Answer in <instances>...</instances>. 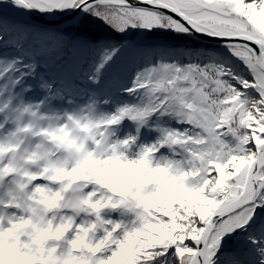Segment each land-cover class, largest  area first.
<instances>
[{
    "label": "snow or ice",
    "instance_id": "obj_1",
    "mask_svg": "<svg viewBox=\"0 0 264 264\" xmlns=\"http://www.w3.org/2000/svg\"><path fill=\"white\" fill-rule=\"evenodd\" d=\"M33 135L139 194L61 239ZM0 177V264H264V0H0Z\"/></svg>",
    "mask_w": 264,
    "mask_h": 264
},
{
    "label": "clouds",
    "instance_id": "obj_2",
    "mask_svg": "<svg viewBox=\"0 0 264 264\" xmlns=\"http://www.w3.org/2000/svg\"><path fill=\"white\" fill-rule=\"evenodd\" d=\"M44 123L47 124L49 122L45 121ZM51 123L55 124L56 122L52 121ZM37 143H44L49 155L47 157L41 156L38 159H34L32 161V171L41 174L43 184L47 186V188L61 194L55 198H48L40 193H36L39 199L37 200L33 197H29V202L32 204H38L39 208L43 210L45 216L53 219L57 217L61 219L68 217L72 221L71 224H68L67 222L65 223L64 229L61 233V239H63L68 233L72 232V226L76 221H79L80 224L89 221L95 224V221L98 218L96 210L91 209L90 203L85 204L80 197H88L89 201H91L93 197L89 194L94 192L96 193L94 199L99 202L104 195L116 197L123 193L124 195L121 197L122 199L133 201L139 194L140 190L130 188L135 176L139 174V169H130L127 171L108 170L99 172L94 168L81 170L78 167H74L73 156L59 147L57 142H45L42 139L37 140L34 135L28 136L24 142L25 151L34 148ZM126 155H128L129 159H136L135 155L130 152L126 153ZM49 159L64 161V167L59 169L49 167L47 163ZM45 167H47V171H44ZM4 179L9 178L0 177V190L6 191L8 185L3 183ZM20 179H26V177H20ZM99 179H102L104 183H98L97 181ZM34 183V181H28V185ZM28 185H26V187ZM107 185H113L116 191H113L112 188L107 187ZM36 187H41V185H36ZM32 190L35 192V188ZM100 212H102L108 220L115 219L124 224H128L133 219V217L126 211L122 209L118 210L116 207H110L108 201H105L104 205L101 206ZM17 214L25 216L28 213L25 208L21 207L18 208L16 212L11 213L13 216ZM103 231L104 228L97 225L96 229L91 232V237L93 239H103ZM113 231H115V229H113ZM27 232L36 233V229L28 227ZM37 239H43V237H40L38 233L36 234L35 239L28 234L21 236L22 241H27L29 243H36Z\"/></svg>",
    "mask_w": 264,
    "mask_h": 264
}]
</instances>
